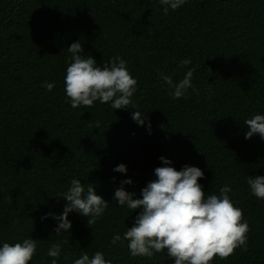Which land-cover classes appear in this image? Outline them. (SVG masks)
I'll list each match as a JSON object with an SVG mask.
<instances>
[{
    "label": "trees",
    "instance_id": "obj_1",
    "mask_svg": "<svg viewBox=\"0 0 264 264\" xmlns=\"http://www.w3.org/2000/svg\"><path fill=\"white\" fill-rule=\"evenodd\" d=\"M159 0H0V246L37 240L29 264H74L101 252L111 264H174L167 250L133 257L123 239L141 209L114 201L122 181L142 199L160 157L180 171L197 167L205 196L228 185L249 224L246 251L210 264H264V199L247 179L264 176V139H245V120L264 115V0H187L167 15ZM82 45L97 66L119 56L137 80L136 109L66 102L68 48ZM191 59L187 68L180 62ZM193 70L180 99L162 75L178 82ZM54 83L48 91L44 83ZM144 115L143 126L132 119ZM150 124V129H149ZM126 166V173L114 169ZM78 179L109 203L95 224L76 211L71 228L55 233L60 197ZM49 213L47 219H42ZM115 235L121 241L112 244Z\"/></svg>",
    "mask_w": 264,
    "mask_h": 264
},
{
    "label": "clouds",
    "instance_id": "obj_2",
    "mask_svg": "<svg viewBox=\"0 0 264 264\" xmlns=\"http://www.w3.org/2000/svg\"><path fill=\"white\" fill-rule=\"evenodd\" d=\"M164 6V14L169 9L175 11L183 6L187 0H159ZM72 54V62L66 68L64 78L66 102L73 109L80 106L91 107L94 102L107 104L111 102L113 109H127L136 106L131 97L136 92L137 80L132 78L127 70L126 62L119 56L111 58L109 62L97 66L91 56L83 58L82 45L74 42L68 48ZM191 59L180 62L181 67L187 68ZM193 70L187 71L183 79L174 82L171 76L162 75V79L169 87V95L173 99L184 97L190 88ZM44 87L51 91L54 83L45 82ZM144 114L135 111L132 119L143 126ZM247 131L245 139L259 135L264 139V115L256 114L245 120ZM149 124V129H150ZM163 167H157L155 180L149 181L141 190L142 199L135 198V193L125 190L124 185H131L132 181H122L115 189L114 201L120 206H127L130 210L141 209L136 216L134 226L128 228L123 239L128 241V249L133 257L151 258L155 253L167 250L169 258L174 264H210L214 257L226 259L237 248L246 249L249 224L243 219V212L235 207L228 193L231 187L225 185L220 188L219 195L205 196L202 185L198 180L204 173L197 167L185 165L180 171L170 166L172 161L160 157ZM114 171L126 173V166L121 164ZM251 194L258 199H264V176H254L247 179ZM67 201L64 212L60 216L51 213L42 217L52 216L58 226L55 233L68 232L71 223L68 214L76 211L87 218L88 226L95 224L97 218L103 215L109 203L98 196L94 187L89 184L87 190L78 179L71 181L67 192L60 195ZM121 241L120 235H115L112 244ZM37 240L24 239L22 243H3L0 246V264H29L36 252ZM61 253V245L54 243L47 255L52 258L51 264H57ZM74 264H111L104 258L103 253L96 252L91 258L81 253Z\"/></svg>",
    "mask_w": 264,
    "mask_h": 264
}]
</instances>
